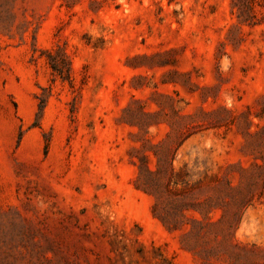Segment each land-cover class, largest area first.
<instances>
[{"label":"rangeland","instance_id":"rangeland-1","mask_svg":"<svg viewBox=\"0 0 264 264\" xmlns=\"http://www.w3.org/2000/svg\"><path fill=\"white\" fill-rule=\"evenodd\" d=\"M169 134L195 178L264 168V0H0V264H264V199L229 241L153 215Z\"/></svg>","mask_w":264,"mask_h":264},{"label":"trees","instance_id":"trees-1","mask_svg":"<svg viewBox=\"0 0 264 264\" xmlns=\"http://www.w3.org/2000/svg\"><path fill=\"white\" fill-rule=\"evenodd\" d=\"M50 65L54 72L63 74L54 61ZM167 137L162 157L156 151L153 153L157 159L155 170L149 169L144 160L137 165V188L153 196V215L168 230L188 225L187 233L196 241L210 234L215 240L221 237L222 241H229L244 211L264 199V168L257 163L249 169L240 168L237 185L217 174H204L198 179L185 168L174 169L172 160L178 144L171 134ZM218 211L220 214L212 218Z\"/></svg>","mask_w":264,"mask_h":264}]
</instances>
